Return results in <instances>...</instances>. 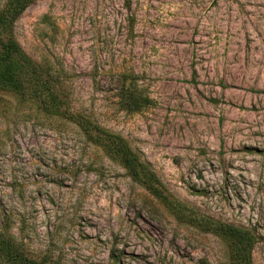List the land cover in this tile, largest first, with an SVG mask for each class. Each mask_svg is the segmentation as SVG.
<instances>
[{
	"label": "rangeland",
	"instance_id": "374dc122",
	"mask_svg": "<svg viewBox=\"0 0 264 264\" xmlns=\"http://www.w3.org/2000/svg\"><path fill=\"white\" fill-rule=\"evenodd\" d=\"M13 36L63 104L0 91V232L47 264H235L225 225L264 264V0H34Z\"/></svg>",
	"mask_w": 264,
	"mask_h": 264
},
{
	"label": "trees",
	"instance_id": "16d2710c",
	"mask_svg": "<svg viewBox=\"0 0 264 264\" xmlns=\"http://www.w3.org/2000/svg\"><path fill=\"white\" fill-rule=\"evenodd\" d=\"M9 1V6L0 12V91L14 95L22 103L37 101L49 114L58 115L61 113L59 104H63L58 102V96L53 92V84L58 81L52 79L47 72L23 53L13 36L14 22L34 0ZM117 97L119 105L129 113H136L150 105V100L141 95L135 84V79L131 77L122 80L117 89ZM113 148L130 175L134 179L142 181L147 174L144 173V167L136 155L123 147L115 146ZM143 181L153 191V182L155 181L152 176L149 175L150 183ZM217 231L228 241L235 264H252L253 246L257 240L255 235L247 230L225 225H217ZM0 264L47 263L43 259L36 261L10 235L0 232Z\"/></svg>",
	"mask_w": 264,
	"mask_h": 264
}]
</instances>
